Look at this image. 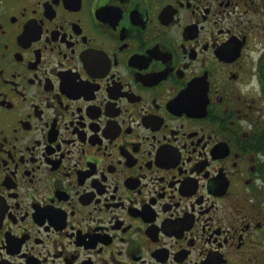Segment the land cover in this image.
Listing matches in <instances>:
<instances>
[{
    "label": "flooded vegetation",
    "instance_id": "1",
    "mask_svg": "<svg viewBox=\"0 0 264 264\" xmlns=\"http://www.w3.org/2000/svg\"><path fill=\"white\" fill-rule=\"evenodd\" d=\"M0 264H264V0H0Z\"/></svg>",
    "mask_w": 264,
    "mask_h": 264
}]
</instances>
